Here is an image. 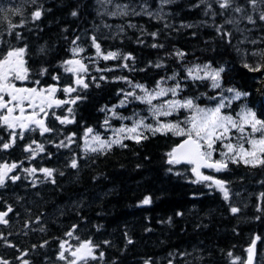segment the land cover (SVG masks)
Masks as SVG:
<instances>
[{"label": "trees", "instance_id": "trees-1", "mask_svg": "<svg viewBox=\"0 0 264 264\" xmlns=\"http://www.w3.org/2000/svg\"><path fill=\"white\" fill-rule=\"evenodd\" d=\"M221 2L170 0L162 5L161 0H0L6 10L0 14V55L9 48L26 47L28 85L57 86L60 100L80 97L75 104L50 109L46 125L52 132L41 135L38 129L29 131L12 148L0 149V163H16L12 175L20 177L0 187V211L12 208L6 217L9 223L0 224V260L9 264H23L24 260L29 264H68L73 258L66 244L72 247L90 240L98 247L94 249L96 259L90 258L88 264H243L251 241L258 235L261 239L254 264H264V210L258 211L264 209V166L229 162L220 172L201 169L227 182L230 196L226 201L215 187L192 182L191 165L167 162V153L184 137L144 131L147 139L139 143L124 139V147L115 145L96 152L83 147L87 128L105 132L108 125L132 124L140 118L155 124L146 103L129 97L120 106L123 93L144 94L132 87L137 83L155 89L158 81L168 87L179 82L183 90L178 96L197 98L196 103L205 107L215 106L221 96L231 99L234 94L227 89L235 88L250 95L231 100V107L223 111L236 116L246 105L264 120V69L254 72L244 67L245 63L252 67L264 64V58L252 54L264 50V21L259 19L264 14V0L255 4L252 0H230L227 8H221ZM125 5L128 15L110 14ZM38 7L43 14L32 21L31 13ZM15 8L20 14L7 11ZM144 9L153 15L144 14ZM73 11L76 16L71 15ZM22 21L23 26L9 34V22L21 25ZM153 32L158 35L151 36ZM16 33L22 39H17ZM92 37L102 53H130L134 59L104 60L97 55ZM74 40L92 60L83 78L87 88L76 85V75L64 71ZM178 51L184 56L175 55ZM125 63L128 68L122 66ZM205 64L224 68L220 88L213 89L209 80L188 77V68ZM44 69L47 71L42 74ZM171 76L175 80L167 79ZM66 86L76 91L64 93ZM153 103H160V99ZM114 106L115 116L111 111ZM187 115L189 112L181 109L160 119L175 122ZM56 116H68L74 122L61 124ZM106 119L108 125L104 124ZM9 131L0 127L3 142L8 141ZM69 136L72 142L67 140ZM33 140L44 144L45 151L30 158L24 149ZM61 141L68 146L57 147ZM221 151L226 149L218 142L213 158L221 159ZM73 159L76 168L71 167ZM33 167L55 171L50 178L39 171L31 175L24 172ZM145 197L151 198L150 204L141 203ZM231 207L239 212L232 213ZM65 241L66 259L61 260L60 244Z\"/></svg>", "mask_w": 264, "mask_h": 264}, {"label": "snow or ice", "instance_id": "snow-or-ice-1", "mask_svg": "<svg viewBox=\"0 0 264 264\" xmlns=\"http://www.w3.org/2000/svg\"><path fill=\"white\" fill-rule=\"evenodd\" d=\"M35 3V0H32ZM111 2V0H107ZM170 0H161V4H167ZM256 0H252V3L255 4ZM230 0H222L220 3L221 8H227L229 6ZM127 5L120 8L118 12L114 11L110 13L111 15H128ZM210 7V6H209ZM7 11L13 12V14H20L21 10L19 8L8 9ZM144 14L152 16L153 13L143 10ZM236 11H240L239 8ZM6 13V10L3 6H0V14ZM43 12L42 8H37L31 13L32 21H37L41 18ZM139 15L141 13H134ZM72 16H76L77 12L73 11ZM157 18H162L157 16ZM4 19H7V15H4ZM259 19L264 21V14H261ZM248 20L252 23L255 21L251 16L248 17ZM25 22L22 21L21 25H15L9 22V34L14 31L16 27L23 26ZM134 27V25H130ZM191 27V25H188ZM153 37H156L158 33L153 32L150 34ZM17 39H22V36L19 33H16ZM79 39V38H77ZM76 41H73L75 44ZM92 43L96 49L98 56L102 55L104 60H114V59H123L125 61L134 59L132 55L126 54L121 56L120 53L115 51H109L106 54L102 53L100 44L96 41L95 37H92ZM152 47H163V45L153 44ZM83 48H73L72 52L75 57L76 54L83 52ZM26 47H13L9 48L6 53L0 55V127H5L9 131V139L7 142H3L0 138V149H10L12 148L17 139H24L25 133L29 131L39 130L41 135L45 133L52 132L53 129L46 125L44 117L48 116V109L53 107H60L64 104L71 103L75 104L80 97H76L72 100H60L55 97V94L58 89L57 86L50 85L46 88H37V87H18L15 83L16 81H27L29 79V68L27 67V61L25 59ZM253 55L260 56L264 58V50L259 52L252 53ZM175 55L178 57H183V52H176ZM124 68H128L127 63L122 65ZM156 67H161V64H157ZM245 68H248L250 71L259 72L264 69V64H257L256 67L245 63ZM47 70H42L46 72ZM64 71L67 73L76 74L75 84L87 88L88 84L85 83V80L80 73H86L88 71L87 66L82 62L81 59H68L64 61ZM111 71V69H108ZM188 77L193 81H211V87L217 89L221 87V73L224 72V68L214 69L210 64L194 65L187 70ZM201 73H203L201 75ZM58 79V77H54ZM118 79H123L127 81L126 77H120ZM167 79L175 80V76L168 77ZM163 80V78H162ZM129 84H132L131 81H127ZM34 83L39 84V81ZM162 81H158L156 88L153 90L147 89L143 84H134L132 87L134 89H140L144 94L137 95L135 91H129L123 93L124 99L120 101V106L125 105L128 101V98L131 97L134 100H139L143 103L149 105V113L155 120V124L145 123L144 118H140L133 121L131 127L121 126L118 129L114 130L115 138L114 139H104L100 134L91 135L92 144H89L88 141H85V149L87 151H103L105 149H111L113 145L126 146L123 144V139H133L137 143L141 139H147L148 137L144 135V131L150 132L153 135L157 133L167 135L169 133L184 137L181 143L177 144L167 153L168 163L170 165H177L181 163H186L191 165V172L195 176L193 183H207L209 188L215 187L223 194V198L227 201L229 199L230 193L229 189L226 187V183L223 180L216 179L213 176L206 175L201 169H214L217 172L226 170L228 168L229 162L231 163H243L248 166L257 167L264 166V120H261L257 117L256 112L247 107L243 106L239 113L236 116H233L229 113L223 111L225 108L231 107V100H238L241 97H246L250 95L246 92H241L235 88H228V92H232L234 95L231 99L221 96L219 102L215 104L214 107H201L196 103L197 98H185L183 100L176 99L178 93L182 91V86L179 82L172 87H163L161 86ZM76 89L72 86H66L63 88L64 93H72ZM169 94L173 99H166L160 102L159 104H154L153 101L161 97H167ZM210 99L215 100L216 97H211ZM228 99V103H225V100ZM30 109L31 111H28ZM181 109L187 110L189 115L184 117L183 120H178L175 122L161 120L160 117H169L174 113H178ZM104 111V109H101ZM115 116V106L111 110ZM69 114L72 113V109H68ZM18 113V114H17ZM43 114V115H41ZM121 119H131L130 117H120ZM56 119L59 120L61 124H69L74 122L73 119H69L68 116L60 117L56 116ZM105 125L109 124V121L106 119L104 121ZM19 129L17 132L16 130ZM143 129V131H141ZM235 130V132H233ZM93 133L92 128H87L84 135L88 137ZM238 134V135H236ZM75 134L73 133L72 136ZM72 136L67 137L69 142H72ZM235 138L236 142L233 143L232 140ZM221 143L223 149L226 151H221V159H214V153L217 151V144ZM96 146H92V145ZM35 145V147H33ZM245 145H248L247 147ZM57 147H67L64 141H61ZM25 152L31 154L30 158H34L38 153H43L45 151V145L38 143L33 140L30 144L25 146ZM18 165L16 163H0V187L5 186L7 180H12L15 182L19 180V176L9 174L16 169ZM71 167H77V161L75 159L71 162ZM172 169H169L171 171ZM37 171L42 172L46 178L53 176L54 169L50 168H25L24 172L35 174ZM178 175L180 173H177ZM54 182V180H53ZM261 196L264 197V193H261ZM143 205H148L151 203L150 197H145L141 202ZM264 209L258 208V211ZM12 211L11 206L8 207L7 211H0V224L7 225L9 221L6 219L9 212ZM232 213L239 212L237 207H231ZM179 215V213H178ZM259 219V217H257ZM43 230V229H41ZM68 236L72 235V232L67 233ZM0 235V239H2ZM261 239L260 236H256L252 241L250 246L247 249L248 257L243 264H253V259L255 255V248L257 241ZM47 243V242H45ZM131 243V240H129ZM65 242H61L59 253V258L65 260ZM11 246V245H10ZM43 246V245H41ZM98 245H94L90 240L83 241L79 244L75 250L71 251V256L73 259L68 260V264H78V262H83V264H88V260L91 258L96 259L94 254V249ZM103 256V253H100ZM231 256V253H229ZM239 260L240 258H235ZM0 264H9L7 260H0ZM23 264H29L27 260L23 261ZM149 264V262H145Z\"/></svg>", "mask_w": 264, "mask_h": 264}, {"label": "rangeland", "instance_id": "rangeland-1", "mask_svg": "<svg viewBox=\"0 0 264 264\" xmlns=\"http://www.w3.org/2000/svg\"><path fill=\"white\" fill-rule=\"evenodd\" d=\"M76 47H79V48H83L84 49V51L83 52H80V53H78V54H76L75 55V57H74V55H73V52H72V50H71V57L69 58V59H72V58H76V59H81L82 60V62L87 66V69H88V71H89V64L92 62V60L90 59V56L88 55V54H86L85 53V48L84 47H82L81 45H79V44H75L74 46H73V48H76ZM72 48V49H73ZM106 54V53H105ZM201 66H203V65H201ZM212 67V66H211ZM212 68H214V67H212ZM214 69H218V68H214ZM87 71V72H88ZM86 72V73H87ZM86 73H80V75H82V77L84 78V77H86ZM203 73H201V75H202ZM74 75H76V74H74ZM16 84H17V86H21V85H18L19 83L16 81L15 82ZM163 87H168V86H163ZM147 89H149V90H153L154 88H147ZM176 99H181V100H183V98H181L180 96H177V97H175ZM158 99H160V102H162L163 100H166V99H173V97L171 96V94H169L167 97H161V98H158ZM159 104V103H158ZM201 106V105H200ZM201 107H205V106H201ZM212 107H214V106H212ZM48 111H49V109H48ZM42 115V114H41ZM133 124V123H132ZM132 124H126V125H119V126H117V127H115V126H112V125H108V130L105 132V133H103V132H99V131H96V130H94L93 129V133L92 134H90L88 137H85L84 136V138H83V146H84V149H85V141L87 140L88 141V143L89 144H92V141H91V135H94V134H100L101 135V137L102 138H104V139H109V140H111V139H114L115 138V133H114V130L115 129H118V128H120L121 126H128V127H131L132 126ZM124 140V139H123ZM234 143V142H233ZM92 146H96V145H92ZM113 146H115V145H113ZM112 146V147H113ZM246 146V145H245ZM247 147V146H246ZM106 150V149H105ZM79 246V244L78 245H72V247H71V245H69V243L68 244H66V249H68L69 250V253H70V255H71V251H73V250H75V248L76 247H78ZM73 258V257H72Z\"/></svg>", "mask_w": 264, "mask_h": 264}, {"label": "water", "instance_id": "water-1", "mask_svg": "<svg viewBox=\"0 0 264 264\" xmlns=\"http://www.w3.org/2000/svg\"><path fill=\"white\" fill-rule=\"evenodd\" d=\"M256 254H257V244H256V248H255V255H254V259H253V264L255 263Z\"/></svg>", "mask_w": 264, "mask_h": 264}, {"label": "flooded vegetation", "instance_id": "flooded-vegetation-1", "mask_svg": "<svg viewBox=\"0 0 264 264\" xmlns=\"http://www.w3.org/2000/svg\"><path fill=\"white\" fill-rule=\"evenodd\" d=\"M18 85H21V86H18V87H25L22 83H19ZM28 111H31L30 109H28ZM18 114V113H17Z\"/></svg>", "mask_w": 264, "mask_h": 264}]
</instances>
